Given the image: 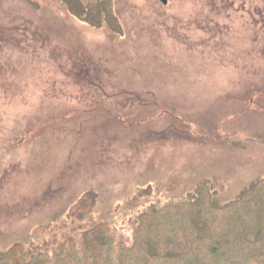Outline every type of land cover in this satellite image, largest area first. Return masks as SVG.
<instances>
[{"label": "rangeland", "instance_id": "374dc122", "mask_svg": "<svg viewBox=\"0 0 264 264\" xmlns=\"http://www.w3.org/2000/svg\"><path fill=\"white\" fill-rule=\"evenodd\" d=\"M111 1L96 26L65 0H0V250L38 228L129 235L198 184L226 204L264 177V30L245 16L210 40L212 0Z\"/></svg>", "mask_w": 264, "mask_h": 264}, {"label": "trees", "instance_id": "16d2710c", "mask_svg": "<svg viewBox=\"0 0 264 264\" xmlns=\"http://www.w3.org/2000/svg\"><path fill=\"white\" fill-rule=\"evenodd\" d=\"M89 25L112 21L111 0H65ZM225 204V203H224ZM204 182L179 200L140 213L129 235L104 222L65 239H32L0 250V264H264V177L225 205ZM94 205L86 194L67 217L81 220ZM36 239V240H35Z\"/></svg>", "mask_w": 264, "mask_h": 264}, {"label": "flooded vegetation", "instance_id": "af4514ba", "mask_svg": "<svg viewBox=\"0 0 264 264\" xmlns=\"http://www.w3.org/2000/svg\"><path fill=\"white\" fill-rule=\"evenodd\" d=\"M240 12L241 15L238 17ZM245 16L249 19L246 20V22H249V27H261V30H264V0H212L210 11L205 18L207 22L206 27H217L218 29L213 36L209 35L210 29L208 30V28L202 32H204L205 38L208 36L207 39L211 40L216 35L221 34L222 29H220V27L229 29L231 32L234 25L240 22V29L242 30L243 27H248L245 26L247 24H243ZM206 30H208V33ZM244 30L248 29L246 28ZM197 31L200 32L199 30ZM238 32L239 31L234 30L235 34H238Z\"/></svg>", "mask_w": 264, "mask_h": 264}, {"label": "water", "instance_id": "95a60500", "mask_svg": "<svg viewBox=\"0 0 264 264\" xmlns=\"http://www.w3.org/2000/svg\"><path fill=\"white\" fill-rule=\"evenodd\" d=\"M163 5L166 4V0H160Z\"/></svg>", "mask_w": 264, "mask_h": 264}]
</instances>
